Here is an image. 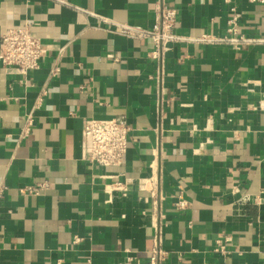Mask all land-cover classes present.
<instances>
[{
	"label": "crops",
	"instance_id": "obj_1",
	"mask_svg": "<svg viewBox=\"0 0 264 264\" xmlns=\"http://www.w3.org/2000/svg\"><path fill=\"white\" fill-rule=\"evenodd\" d=\"M229 3L242 39L224 38L225 0H0V34L28 23L47 49L24 76L0 63V264L143 262L154 221L162 264H264V1ZM161 6L176 21L154 54L137 32ZM119 115L122 165L81 160L83 118ZM118 172L156 178L157 205L135 185L108 192Z\"/></svg>",
	"mask_w": 264,
	"mask_h": 264
},
{
	"label": "built area",
	"instance_id": "obj_2",
	"mask_svg": "<svg viewBox=\"0 0 264 264\" xmlns=\"http://www.w3.org/2000/svg\"><path fill=\"white\" fill-rule=\"evenodd\" d=\"M228 3V18L226 20V36L225 39H242L238 32V24L240 14L236 7ZM264 1V0H260ZM159 24L153 26V31L148 33L139 30L140 36L150 35L154 42L152 53L156 54L159 48L165 47L170 41V30L176 21V10L167 6H161ZM133 30L127 29L129 34ZM46 45L41 41L39 36L26 23L22 26L9 28L0 34V63L12 69L16 74L21 76L27 75L28 72L37 69L39 62L46 52ZM59 71L58 66L54 63L51 66L50 74L55 75ZM45 91H42V95ZM259 106L264 109V98L259 101ZM33 124L32 114L29 112L25 115L23 124L20 129V137L26 136ZM130 126L123 115L110 118L85 117L82 120L81 143H80V159L99 165L104 168H119L124 160V156L128 146V133ZM121 172L113 175H107L111 178V182L105 185L108 192H118L125 196L131 186L135 185L138 189L147 190L153 206L157 205L159 195L156 186V178H138L136 180L124 177L120 179ZM101 176H105L102 174ZM47 186L45 180H39L33 184H25L19 188L21 193H30L37 195ZM2 191L0 189V199ZM187 201L182 197L181 192L176 195L174 206L177 209L187 207ZM153 248L151 254L141 262L134 256H128L126 260L132 264H162L165 260V252L161 248L160 228L154 221ZM76 241V239L74 240ZM214 251L225 252L224 245L220 240L216 241ZM55 264H61V260H56ZM208 264V263H206Z\"/></svg>",
	"mask_w": 264,
	"mask_h": 264
}]
</instances>
